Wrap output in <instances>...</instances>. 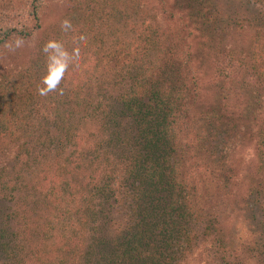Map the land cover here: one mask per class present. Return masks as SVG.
<instances>
[{"label": "trees", "instance_id": "obj_1", "mask_svg": "<svg viewBox=\"0 0 264 264\" xmlns=\"http://www.w3.org/2000/svg\"><path fill=\"white\" fill-rule=\"evenodd\" d=\"M51 1L0 0V264H264V0Z\"/></svg>", "mask_w": 264, "mask_h": 264}, {"label": "clouds", "instance_id": "obj_2", "mask_svg": "<svg viewBox=\"0 0 264 264\" xmlns=\"http://www.w3.org/2000/svg\"><path fill=\"white\" fill-rule=\"evenodd\" d=\"M61 31L69 33L72 31L73 25L69 19H64L60 24ZM80 41L86 40V37L81 35ZM24 38L17 36L15 40L5 43V48L14 52L16 49L23 47ZM42 52L46 55V71L41 77V85L37 87V93L40 96L46 97L50 93L56 96L64 95V88L61 86L65 80L66 73L71 68L76 67L80 57V48L74 47L70 53L64 44L58 40L51 39L45 43Z\"/></svg>", "mask_w": 264, "mask_h": 264}, {"label": "rangeland", "instance_id": "obj_3", "mask_svg": "<svg viewBox=\"0 0 264 264\" xmlns=\"http://www.w3.org/2000/svg\"><path fill=\"white\" fill-rule=\"evenodd\" d=\"M64 1L65 0H52L51 1L52 4L50 5V8H52L51 9L52 11H50V9H49V12H50V14H49L50 17L49 18H51L50 19L51 20L50 23L54 22L55 20L58 21V18L60 17L59 15H61L62 10L65 8L64 7L65 6ZM34 43H35V40H32V43H30V45H33ZM8 206L12 207V204L6 205V207H8Z\"/></svg>", "mask_w": 264, "mask_h": 264}]
</instances>
